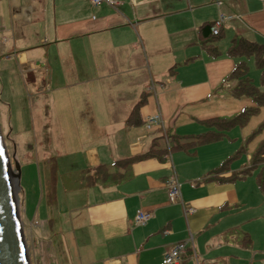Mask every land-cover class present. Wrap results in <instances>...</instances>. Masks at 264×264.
<instances>
[{"label": "crops", "instance_id": "obj_1", "mask_svg": "<svg viewBox=\"0 0 264 264\" xmlns=\"http://www.w3.org/2000/svg\"><path fill=\"white\" fill-rule=\"evenodd\" d=\"M115 1L116 7L91 0H0V54L13 49L34 85L47 75L52 127L68 141L67 150L55 153L69 161L57 168L68 182L61 177L59 184L55 175L49 193L57 203L49 209L45 198L41 207L52 264H159L189 233L192 242L175 264H264V248L245 225L258 222L254 212L264 208L263 189L256 176L229 180L249 167L264 139V130L252 135L262 120L249 117L214 131L220 138L175 146L215 130L208 119L255 106L223 84L235 64L225 51L238 32L264 41V0ZM220 14L229 18L213 58L200 44L199 26ZM33 25L34 33L24 30ZM156 113L167 138L146 128V117ZM166 141L181 198L193 208L187 218L167 197L172 166ZM154 143L158 150L137 158ZM241 147L245 156L211 173ZM101 164L107 173L95 171ZM138 210L152 213L143 225L133 222ZM40 216L33 214L37 221ZM56 231L64 246L54 240Z\"/></svg>", "mask_w": 264, "mask_h": 264}, {"label": "rangeland", "instance_id": "obj_2", "mask_svg": "<svg viewBox=\"0 0 264 264\" xmlns=\"http://www.w3.org/2000/svg\"><path fill=\"white\" fill-rule=\"evenodd\" d=\"M3 1L1 0V2ZM18 26L22 28L21 21ZM18 26L16 25L15 28H18ZM26 28L24 30L34 33L33 29H31L35 28L34 25L31 27L26 26ZM6 36L8 37L7 34ZM256 38L258 39V37ZM15 46L19 50L18 45L16 44ZM2 49L3 41L0 38V51ZM7 52V54L4 52L0 54V132L15 173L17 171L15 161L20 166V176L18 178L12 177L11 187L19 212L30 264H52L53 255L50 243L44 238L47 233L43 228L45 224L43 218L46 217V213L43 210L41 211V207L44 206L45 198H47L49 209L50 206L52 209V206L57 203L55 198L52 199L49 194L52 171L55 173L56 179L59 180V184L61 183V177L63 182H68L69 178H67V175L63 176V169L57 168L59 165L65 168L69 161L66 160V155L55 156L57 150H67L68 141L65 144L64 138L61 140L60 137H57L56 131H60L59 127H52V124H55V120L50 117V110L47 106L51 95L50 89H47L49 85L47 75L45 74V77L40 78L41 84L39 81V85H34V82L29 79V75L18 63L15 54H13V49L7 50ZM33 53L35 54L36 50ZM247 75L261 90L264 89L260 84V70L254 65L252 58L247 59ZM43 80L46 81L45 85L42 83ZM40 101H45L43 110ZM250 117L252 120L260 118L262 121L259 125H261L264 123V110L261 112L260 109V112ZM43 120L47 121L44 122ZM41 124H43L42 127ZM263 130L264 126L259 132ZM66 138H68V135L65 136ZM252 138L253 136L250 137V139ZM244 144L246 145L247 143L245 142ZM243 154L245 156V153ZM251 164L250 160L249 166ZM251 171L252 174L249 173L247 175L248 179L257 175L260 171V166L251 168ZM49 184L50 186H48ZM262 189L264 193V186ZM26 209L28 215L25 213ZM263 210L264 208L256 212L253 211L254 215L258 216V222L245 224L246 229L256 233L254 243L262 249L264 248V213H261ZM35 213H41L40 219L42 220L38 219L37 221L33 217ZM52 236H54V240H59V243L57 242L59 247L60 245L64 246L60 232L56 231ZM61 251L65 254L64 248L59 250V252Z\"/></svg>", "mask_w": 264, "mask_h": 264}, {"label": "trees", "instance_id": "obj_3", "mask_svg": "<svg viewBox=\"0 0 264 264\" xmlns=\"http://www.w3.org/2000/svg\"><path fill=\"white\" fill-rule=\"evenodd\" d=\"M213 22H205L199 26V39L200 44L203 46V49L211 57L215 58L220 55V52L214 43L220 40L222 36V28L219 30L218 34H213L211 32V26ZM250 34L251 33L249 32H238L232 36L230 44L225 51V55L235 59V64L233 69L225 78V81H223V84L224 82H228L230 84V95L238 98L242 96L250 97L251 100L255 103V106L244 107L241 112L230 118L208 119V122L206 123L209 124L210 127H214L215 130H209L203 134L190 137L186 142H181V144L177 143L175 146L189 148L200 143L220 138V136L217 135L214 131H220L226 128L231 129L246 122L251 115L255 114L258 111L260 106L264 105V89L261 90L252 82L251 78L247 75V59L252 58L254 65L260 70V84L264 87V41L259 40L255 36H252ZM132 114H134V111ZM262 124L255 129L252 135H255L263 128L264 123ZM244 149L245 147L239 148L232 157L228 158L227 161L211 171V173L222 171L228 166V163L234 161L238 156L244 153ZM155 150L158 149L156 148V144L154 143L149 151L138 154L137 158L152 154ZM250 160L252 164L249 167L233 173L230 176L229 180L245 177L249 173H252L251 168L260 166V171L256 175V181L258 186L260 188H263L264 139L258 143L255 150L251 154ZM95 171L107 173V167L106 165L101 164L95 168ZM54 180L55 173H53L52 171L50 184L53 185ZM49 194L51 195V193Z\"/></svg>", "mask_w": 264, "mask_h": 264}, {"label": "water", "instance_id": "obj_4", "mask_svg": "<svg viewBox=\"0 0 264 264\" xmlns=\"http://www.w3.org/2000/svg\"><path fill=\"white\" fill-rule=\"evenodd\" d=\"M12 169L5 143L0 132V264H30L27 246L21 226L12 177L20 176V166L15 161Z\"/></svg>", "mask_w": 264, "mask_h": 264}, {"label": "built area", "instance_id": "obj_5", "mask_svg": "<svg viewBox=\"0 0 264 264\" xmlns=\"http://www.w3.org/2000/svg\"><path fill=\"white\" fill-rule=\"evenodd\" d=\"M92 4L97 5L100 3H106L112 7H116L118 2L115 0H91ZM228 16H225L223 14H220L218 18L213 22L211 26V32L213 34H218L219 30L222 27V24L226 19H228ZM152 127L158 128L162 135L167 138V128L165 125V122L161 115L159 113L149 115L146 117V128L151 129ZM167 144V150L166 158L169 159L171 162V155H170V146L168 144V141H166ZM171 175L168 176L165 185L167 188V197L170 202H179L181 204L182 213L185 218L188 217L190 213H192L193 208H191L189 205L185 204V202L181 198V191H180V182L176 176L175 170L173 168L172 162H171ZM152 216V213L150 211H144V210H138L134 216L133 222L135 225H143L146 223L149 218ZM188 242H192V235L189 233L188 235ZM182 241L174 244L166 253L164 254L161 262L159 264H175L178 263L179 260H181V257L183 256L185 250H186V242Z\"/></svg>", "mask_w": 264, "mask_h": 264}]
</instances>
